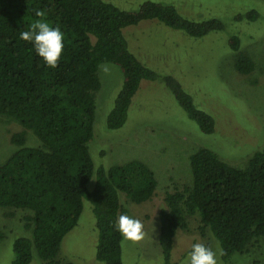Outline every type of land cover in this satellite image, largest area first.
Instances as JSON below:
<instances>
[{
  "label": "trees",
  "instance_id": "16d2710c",
  "mask_svg": "<svg viewBox=\"0 0 264 264\" xmlns=\"http://www.w3.org/2000/svg\"><path fill=\"white\" fill-rule=\"evenodd\" d=\"M36 10L44 11V19L64 34L56 68L46 65L32 42L20 38L41 19ZM258 16L252 9L236 19ZM144 20H158L197 38L225 28L220 18L190 19L175 5L161 1L145 0L137 11H129L106 0H0V115L23 127L11 137L19 148L0 164V208L32 212L25 216L32 236L15 239L10 264H30L34 249L44 264H75L60 253L64 237L79 222L85 200L96 217L97 258L105 264H124V238L115 226L121 214L129 215L122 194L133 203L148 201L158 180L141 160L110 167L94 163L89 144L94 138L102 63H113L123 73L107 117L110 129L126 123L142 81L161 80L202 132H216L217 118L197 105L176 76L158 73L130 49L124 30ZM228 43L236 52V71L251 74L256 62L241 51L240 38L231 35ZM28 132L38 138V146L26 145ZM245 163L232 165L209 147L190 155L192 179L167 192L159 213V241L167 264L176 235L190 231L192 220L199 233L206 237L209 232L224 250L218 256L225 263L264 240V146ZM204 244L214 250L212 241Z\"/></svg>",
  "mask_w": 264,
  "mask_h": 264
},
{
  "label": "rangeland",
  "instance_id": "374dc122",
  "mask_svg": "<svg viewBox=\"0 0 264 264\" xmlns=\"http://www.w3.org/2000/svg\"><path fill=\"white\" fill-rule=\"evenodd\" d=\"M119 7L137 11L145 0H106ZM175 5L190 19L220 18L224 30L203 37H192L158 20H144L125 28L130 49L160 74L176 76L193 96L197 105L217 118L214 134L201 131L161 80H144L134 96L126 123L110 129L107 117L123 84V73L113 63L105 73L98 69L102 86L96 94L94 138L89 144L96 167H110L130 160H141L155 173L158 186L148 201L133 203L122 194L129 216L144 224L145 237L139 243L123 239L124 264H167L160 246V209L167 192L184 186L192 179L190 155L200 147H209L225 161L241 167L257 149L264 146V0H152ZM255 9L256 20L239 13ZM241 40V51L255 62L256 69L241 75L235 69L234 52L228 43L231 35ZM22 125L0 115V164L18 148L11 141ZM40 141L27 133L28 146ZM93 184V182H92ZM29 210L0 208V264L15 259L14 241L19 236H32L26 225ZM192 220L190 231L180 230L175 237L171 264H186L194 243L217 244L209 232L204 237ZM98 230L92 204L85 200L78 224L64 237L61 257L75 264H105L97 258ZM30 264H44L36 249ZM219 264H264V240L245 254H236Z\"/></svg>",
  "mask_w": 264,
  "mask_h": 264
},
{
  "label": "clouds",
  "instance_id": "9594fccd",
  "mask_svg": "<svg viewBox=\"0 0 264 264\" xmlns=\"http://www.w3.org/2000/svg\"><path fill=\"white\" fill-rule=\"evenodd\" d=\"M35 16L41 19L33 22L29 30L20 33V38L34 44L36 53L43 58L49 68H56L64 50V34L61 29L51 26L45 18L42 10H36ZM103 72L108 73L110 66L101 65ZM116 228L125 240L139 243L145 237L144 224L138 218L121 214L116 222ZM224 250L217 246L213 250L204 243H194L188 254L186 264H219L218 255L223 256Z\"/></svg>",
  "mask_w": 264,
  "mask_h": 264
}]
</instances>
